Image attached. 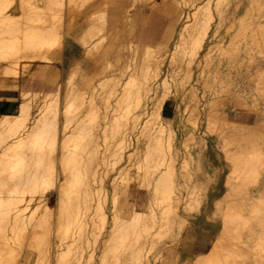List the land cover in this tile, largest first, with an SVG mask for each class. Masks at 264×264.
<instances>
[{"label":"bare ground","instance_id":"6f19581e","mask_svg":"<svg viewBox=\"0 0 264 264\" xmlns=\"http://www.w3.org/2000/svg\"><path fill=\"white\" fill-rule=\"evenodd\" d=\"M85 1L91 7L86 10L87 22L75 30L77 0H0V69L11 75V81L1 79L2 84L13 85L20 70L33 61L49 65L60 60L69 36L79 41L86 56L96 58L91 71L99 79L97 84L88 79L77 82L78 69L72 68L62 90L58 82L55 93H45L42 100L40 92L22 90L17 112L0 114V264H47L49 254L54 264H89L95 252L92 245L105 228L99 264H158L150 254L156 238L163 229L173 236L181 233L188 209L198 200L188 197L175 182L180 145L163 112L171 87L178 91L179 78L191 77V63L203 51L212 20L218 28L226 12L238 19L239 34L251 29L253 42L264 43V0H249L242 13L238 11L241 0H183L188 7L171 63L177 56L188 55L189 60L184 63L180 58L170 77L163 58L143 38L134 46H124L110 43L114 40L109 42L107 33L95 31L105 27L101 12L107 0L94 6L95 0ZM147 2L158 8L155 0ZM60 25L64 35L59 34ZM79 59L72 55L69 62ZM187 92L194 95L195 89ZM151 96L156 100L147 112L149 104L143 103ZM209 105V123L220 117L226 120L224 114L213 113L216 103ZM146 114L150 117L145 120ZM223 133L228 142L237 144L234 150H226L233 177L227 181L225 199L214 198L215 207L205 210L219 221L218 231L208 246L181 262L264 264V193L249 192L262 181L264 148L247 135L233 130ZM141 140L146 147L135 161ZM192 158L189 150L182 154L181 172ZM130 165L150 186V196L142 204L134 201L129 213L122 214L119 189L128 186ZM111 170L115 173L109 197L106 177ZM51 190L57 192L56 205L47 201ZM110 198L112 215L106 209ZM166 251L171 253L173 248ZM175 254L179 256L178 250Z\"/></svg>","mask_w":264,"mask_h":264},{"label":"rangeland","instance_id":"374dc122","mask_svg":"<svg viewBox=\"0 0 264 264\" xmlns=\"http://www.w3.org/2000/svg\"><path fill=\"white\" fill-rule=\"evenodd\" d=\"M99 1L95 0L91 6L98 4ZM155 1L158 8H152L147 0H107L106 7L101 12L104 15L105 27L96 29L95 31H99L100 34L107 33L109 42L110 40H114L110 43L124 46H134L135 42H140V38H143V42L157 50V53L163 58L164 70L168 67L166 72L169 73L170 71V76L174 68L176 69L179 63L181 64L180 58H184L182 60L184 63L189 60L187 59L188 55H184V57L179 56V58L177 56L171 63L173 52L176 50L174 49L176 47L175 44L180 43L181 19L188 6L183 0ZM77 2L79 3V0ZM80 2L84 6L81 3H76V13H74L75 30H80L81 25L87 22L88 11L86 10L91 8L86 1L80 0ZM248 4L249 0H241L240 5H238L239 13L244 12ZM123 13L125 14L123 15ZM225 16H227L226 19L223 20V23L218 28H216L217 22L215 19L212 20L211 29L205 40L203 51H201V54L195 56L191 63V77L184 78L183 80L182 77L179 78V81L182 83L178 87L180 91L179 89L176 91L175 87H171L173 94L169 93L167 104L163 110L175 129L176 144L180 145L178 149V157L180 158L177 157L178 160L176 161L178 176H176L175 182L181 186L182 191L188 197L190 195L194 197V200L195 198H198V200L197 202H195L196 200L193 202L194 208L188 209L189 211L187 212L181 233L173 236L172 231L162 228L163 235L159 236L160 238H156L157 241L154 243L156 245L152 246L150 252L151 255H155L158 264H176L178 260L180 264H193L192 259H189L185 263L182 262L189 255L203 250L202 246H208L218 231L219 221L207 215L205 210L208 206L211 209L215 207L214 198L225 199V194L229 190L227 187L230 186V183L227 181L232 180L233 177L231 176L230 160L226 158V150H234L237 144L234 140L228 142L229 139L225 137L223 131L233 130L236 135H247L246 138L256 139L259 145H262L261 147L264 148V85L262 83L264 82V43L257 44V42H253L252 36L249 35L253 33L251 29H248L247 33L239 34L238 19L235 21V19L231 18L229 12H226ZM63 22L61 23L62 26ZM61 25L59 26V34L64 35V26L62 27ZM145 36L148 37L144 40ZM76 42L78 43V47H76L77 56L80 57L78 61L69 62L68 60H64L62 62L60 61L61 59H56L55 61L58 60V63L54 62L49 65L40 60L33 61L25 71L23 70L24 68L20 70L18 77L14 81L12 80L13 85L6 86L2 84L3 80L1 79L11 81V75L5 74L0 69V88L10 87L13 89L0 95V114L17 112L22 90L29 89L31 92H40L38 93L40 100L45 98V93L51 92V94H54L56 83L58 82L62 90L65 87V82L68 80L67 73L72 71V68L78 69L74 77L75 81L84 82L88 79L96 84L99 83V79L97 76H93L91 71L96 58L91 57L90 54L86 56L85 49L79 46L78 40ZM124 50L127 53L128 48ZM208 50H210V53L209 57L206 58L205 54ZM60 54L62 55V53ZM201 68L205 69L202 72L203 74L200 73ZM177 70L179 71V68ZM181 71L184 72V70ZM177 77L180 76L177 75ZM205 78L208 81L205 82ZM191 87L195 89L194 95H188L187 90ZM155 100V96H151L149 101L143 103L144 105L149 104V108H146L147 112H151L153 109L151 106ZM211 102L216 103L213 113L224 114L226 120L220 117L213 119L214 121L210 123L207 121V114L210 112L209 103ZM241 103L243 104L241 105ZM147 114L145 120L150 117ZM236 123L237 127L233 126ZM144 142V140L139 142L138 154L135 156V161L139 160V158L141 159L143 156L144 148L146 147ZM134 143L137 144L138 142L135 140ZM186 150L193 153V158L189 161L187 170L181 172L180 170H183L181 166L182 154ZM132 166L134 165H130L128 186L125 188L120 187L119 189L118 207L122 206L120 211L122 214L129 213L131 209L130 205L134 201L142 204L150 196V186L146 183L143 184L142 175H138L136 167ZM114 173L115 170H111L106 177V191L108 190L109 197L112 195L113 186L111 177L114 176ZM250 191L255 195L261 192L264 193V169H262L261 183L251 186ZM47 201L51 205H56V190H51L48 193ZM112 204V199L110 198L106 204L108 205L106 206V209L108 208L107 212L110 215H112ZM180 213V209H178V214ZM178 214L177 218H179ZM104 230V233L100 234L99 242L95 244V247L94 243L92 245V250L95 252L94 258L89 264H99V255L103 248V239L107 229L105 228ZM72 231H70V235ZM70 235L67 233V236ZM69 239V237L66 238V240ZM65 244L64 246H66ZM168 248H173V251L168 253L166 251ZM160 249H163V252H159ZM177 250L179 253L178 257H176L178 254H175ZM32 254L35 259L37 252L33 250ZM51 262L54 264V259L49 254L47 264H52Z\"/></svg>","mask_w":264,"mask_h":264},{"label":"crops","instance_id":"0c3cea01","mask_svg":"<svg viewBox=\"0 0 264 264\" xmlns=\"http://www.w3.org/2000/svg\"><path fill=\"white\" fill-rule=\"evenodd\" d=\"M79 46H81V45L79 44ZM76 47H78V43L74 40V38H71V37L68 38L65 41L64 48H63L62 55H61V59H63V61L64 60L70 61L72 55H77ZM60 61H62V60H60ZM54 62L58 63L59 61H54ZM10 90H13V89H11L10 87L0 88V95L2 93H7Z\"/></svg>","mask_w":264,"mask_h":264}]
</instances>
